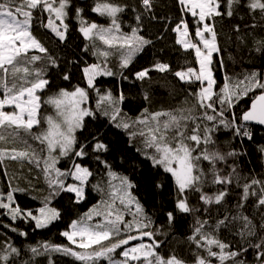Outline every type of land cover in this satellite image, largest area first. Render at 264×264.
Here are the masks:
<instances>
[{
    "label": "snow or ice",
    "instance_id": "6c2138e0",
    "mask_svg": "<svg viewBox=\"0 0 264 264\" xmlns=\"http://www.w3.org/2000/svg\"><path fill=\"white\" fill-rule=\"evenodd\" d=\"M176 3L179 15L174 21L165 18L171 25L166 31L175 33V44L192 60L175 70L157 60L129 75L145 81L152 71L171 73L189 87L188 97L180 107L155 112L144 107L133 117L124 111L130 103L125 91L102 87L100 78L129 80L125 70L153 44L145 21L158 19L156 0H92L89 6L75 0H0V166L7 160L33 165L47 186L39 207H22L17 194L35 188L9 179L0 189V214L47 229L84 202L89 188L101 196L60 232L67 244L42 241L23 249L6 238L0 243V264H36L40 257L56 264L53 254L79 264H249L250 251L255 264H264V174L245 173L238 163L248 154L244 141L255 139L253 127H264V67L229 75L216 30L217 18H232L241 10L254 21L245 29L256 28L257 15L264 21V0ZM89 9L105 22L88 19ZM129 11L133 23L125 30ZM73 20L85 41L82 51L91 52L93 62L62 65L34 34L39 25L65 43ZM232 30L247 43L250 33L241 35L240 24ZM253 51L264 58V37L254 40ZM112 58L119 73L111 67ZM49 69L57 70L55 77ZM53 79L67 86L53 91ZM143 100L151 103L146 91ZM222 130L231 134L229 141L219 140ZM256 150L264 158V144ZM62 160L68 162L63 168L58 166ZM138 190L148 198L142 200ZM158 219L163 220L159 226ZM181 223L187 224L188 253L163 251L166 240L160 237L167 238Z\"/></svg>",
    "mask_w": 264,
    "mask_h": 264
},
{
    "label": "trees",
    "instance_id": "16d2710c",
    "mask_svg": "<svg viewBox=\"0 0 264 264\" xmlns=\"http://www.w3.org/2000/svg\"><path fill=\"white\" fill-rule=\"evenodd\" d=\"M78 6H89L92 4V0H75ZM122 3L135 4L136 0H121ZM155 14L158 17L154 21H145V34L153 40V44L148 46L145 52L141 53L133 67L130 70H125V75H129L130 71H137L143 67H150L157 60L168 62L173 65L174 70L183 64L184 60H192V55L185 53L179 45L175 44V33L166 31V27L170 28L171 25L167 18L175 20L179 15V6L176 0H156ZM243 19H240V17ZM88 19L97 20L100 23L105 22V18L98 17L95 13H91L88 10ZM127 29L128 23H133L132 13L129 11L125 14ZM191 22L192 18L189 15L187 17ZM251 16L247 15L244 10L238 12L236 16L232 18L223 17L217 18L216 30L219 34L218 39L222 52V56L225 64V69L229 75L239 76L241 73L251 70L253 68L264 67V58L259 53L253 51L254 40L264 37V21H261L260 17H256V28H247L245 25H251L253 23ZM236 24L241 25V35L250 33L246 36L247 43L241 44L237 39V34L233 32V26ZM77 24L73 20L71 22V30L68 40L65 43L59 42L54 36L50 34L46 29L36 26L34 34L49 48V50L59 57H61V63L66 64L69 60H78L93 62L96 58L91 55V52L85 53L82 51L85 41L83 37L76 30ZM159 37V38H158ZM193 39H195L193 35ZM111 67L114 71L119 73V64L116 58H112ZM53 77L57 70L49 69ZM151 79L145 81H137L134 77L129 75V80H122L119 75L116 77H102L101 86L104 88H122L125 94L129 98V102H126L124 111L129 115L135 117L139 115V112L147 107L150 112L169 110L184 105L185 99L188 97L189 87L180 82L171 73L161 74L156 71L150 73ZM79 77L77 72V78L72 81L76 83ZM223 73L217 72V79L223 82ZM67 86V82H63L60 79H53L52 90H56V86ZM148 92L151 103L143 100V93ZM119 130H113L118 132ZM255 133V139L252 142L244 141V147L247 148L248 154L238 159V163L241 169L247 173L249 170L253 171V174H264V158H262L259 152L256 150V145L264 144V129L258 126L253 127ZM219 140L227 142L231 139V134L225 130H222L218 134ZM115 139V135H113ZM120 139L126 141L127 137L121 133ZM137 142L134 147H139ZM127 147V145H125ZM130 154L135 155L134 148L130 149ZM67 161L62 160L58 166L61 168L67 166ZM118 163V162H117ZM5 169L8 175L5 176ZM118 171H124L123 168H118ZM9 179H12L13 184H19L21 187L34 186L35 190L31 191L28 195L17 194L18 202L21 206H27L30 208H37L40 206V200L43 195L47 194V186L44 181L43 174L33 165L27 163L21 164L18 161H5L3 166H0V189H5ZM30 182V184H29ZM92 183H96L95 180ZM137 195L142 200L147 199V193L143 190H138ZM36 197V199H33ZM101 199L99 193L92 191L89 188L88 198L79 205L73 206L70 215H65L60 221L55 222L54 225L49 226L47 229H35L34 225L29 222L21 220L11 221L6 215L0 214V243L6 238H10L11 242L17 247L26 249L29 244H36L42 241H51L58 244H67V240L60 235V232L66 229L71 219L77 218L79 214L86 212L92 205L96 204ZM67 204L66 198L62 201ZM193 203H196V198L193 196ZM59 206V205H57ZM199 206V205H197ZM145 207L151 211V204H146ZM2 212V210H0ZM255 214V209L252 210ZM130 218V217H129ZM163 223V220H157L156 224L159 226ZM27 231L28 236L22 237L18 232H12L11 228ZM167 230V229H166ZM187 233V224H178L172 233L167 238L161 236L160 239L166 240L163 251L176 250L181 255L188 253L187 244L183 243L184 236ZM136 243V241L130 242ZM119 251V250H118ZM27 259V255L24 256ZM56 264H79L71 257H65L59 254H53ZM249 264H255L254 254L250 251L247 255ZM36 264H47L45 257L37 258ZM101 264H107L106 261H101Z\"/></svg>",
    "mask_w": 264,
    "mask_h": 264
},
{
    "label": "water",
    "instance_id": "95a60500",
    "mask_svg": "<svg viewBox=\"0 0 264 264\" xmlns=\"http://www.w3.org/2000/svg\"><path fill=\"white\" fill-rule=\"evenodd\" d=\"M256 126H258V127H261V128H263V129H264V127H262V126H259V125H256Z\"/></svg>",
    "mask_w": 264,
    "mask_h": 264
}]
</instances>
